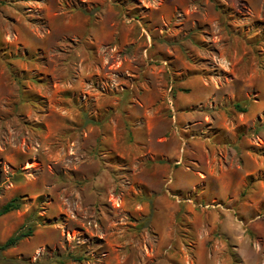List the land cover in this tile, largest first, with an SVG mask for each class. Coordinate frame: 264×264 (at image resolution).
I'll return each instance as SVG.
<instances>
[{
  "label": "rangeland",
  "instance_id": "1",
  "mask_svg": "<svg viewBox=\"0 0 264 264\" xmlns=\"http://www.w3.org/2000/svg\"><path fill=\"white\" fill-rule=\"evenodd\" d=\"M13 197L0 264H264V0H0Z\"/></svg>",
  "mask_w": 264,
  "mask_h": 264
},
{
  "label": "trees",
  "instance_id": "2",
  "mask_svg": "<svg viewBox=\"0 0 264 264\" xmlns=\"http://www.w3.org/2000/svg\"><path fill=\"white\" fill-rule=\"evenodd\" d=\"M236 108H239L238 105H236ZM243 111V110H241ZM20 207V200L18 197H13L7 202H5L1 207H0V216L9 213L13 210H16ZM32 233V226L28 223L22 225L16 232L11 234L3 243L0 244V255L1 252L14 247L17 245L19 241L22 239L29 237ZM0 260L2 261L3 259L0 256ZM2 264H16L14 261H5Z\"/></svg>",
  "mask_w": 264,
  "mask_h": 264
}]
</instances>
